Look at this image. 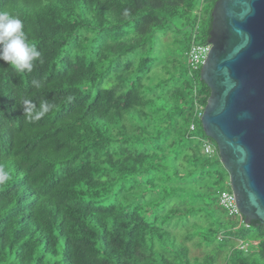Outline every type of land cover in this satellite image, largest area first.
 I'll return each instance as SVG.
<instances>
[{"label":"trees","instance_id":"16d2710c","mask_svg":"<svg viewBox=\"0 0 264 264\" xmlns=\"http://www.w3.org/2000/svg\"><path fill=\"white\" fill-rule=\"evenodd\" d=\"M218 1L0 0L41 52L31 72L0 60V264H264V224L220 205L196 124L211 89L187 50ZM25 98L50 110L29 121Z\"/></svg>","mask_w":264,"mask_h":264},{"label":"water","instance_id":"95a60500","mask_svg":"<svg viewBox=\"0 0 264 264\" xmlns=\"http://www.w3.org/2000/svg\"><path fill=\"white\" fill-rule=\"evenodd\" d=\"M208 42L202 125L247 224H264V0H219Z\"/></svg>","mask_w":264,"mask_h":264},{"label":"clouds","instance_id":"9594fccd","mask_svg":"<svg viewBox=\"0 0 264 264\" xmlns=\"http://www.w3.org/2000/svg\"><path fill=\"white\" fill-rule=\"evenodd\" d=\"M40 56L41 52L26 35L22 19L7 11H0V60L12 66L17 72H31L34 62ZM33 85L40 86L35 80ZM23 105L25 106L24 115L29 121L41 119L50 110L47 101H41L37 107L32 100L25 98ZM7 178L8 174L0 170V181Z\"/></svg>","mask_w":264,"mask_h":264},{"label":"rangeland","instance_id":"374dc122","mask_svg":"<svg viewBox=\"0 0 264 264\" xmlns=\"http://www.w3.org/2000/svg\"><path fill=\"white\" fill-rule=\"evenodd\" d=\"M176 26L177 27H179L180 29H182L180 32H176V33H174V34H172L170 37H171V39H176L177 38V41H176V43H175V45H177V46H179L180 47V49L179 50H184L185 49V47L187 46V38L189 37V34H190V28H188V27H186V28H183V27H181V25H180V23L178 22V21H176ZM170 38H166L165 40H169ZM190 50V46L188 47V50H187V52ZM201 70V69H200ZM197 73V71H195V74ZM188 76H186V78H187ZM203 110H204V108H203ZM203 110H202V112H203ZM187 116V115H186ZM200 121H201V117H199L197 120H196V124H199L200 123ZM194 136L195 137H197V138H200V137H203V132L199 129L198 131H196L195 133H194ZM216 158H215V166H214V168H213V171H214V173L215 172H220V171H222V166H223V164H222V166H219V162H218V160H220L219 159V157H218V155L217 156H215ZM220 163H221V161H220ZM224 169H225V167H223ZM225 171L227 172V174H228V177H226V179L220 184V190H223V189H227V190H231V187H230V175H229V173H228V171L225 169ZM187 179H190V178H187ZM215 187L216 186H214V180L212 179V180H210L208 183H206L205 185H204V188H203V190L201 191L202 193H209V190H215ZM217 197H219L218 195H217ZM214 198H215V196L214 195H212V194H208V195H206V196H204V202H201L204 206L205 205H208L209 207L210 206H213L214 204H215V201H214ZM190 205H192V206H197V203H196V201H194L193 200V198L191 197V201H190ZM166 206V208H165V210H163V206ZM162 204V203H160L159 205H158V207H157V210H159L160 212H162L163 214L161 215V218H160V222H162V218H163V216L165 215V213H166V211H167V209H168V205H166V204ZM173 205H176V203H174ZM182 207H184V206H182ZM215 210H217V208H214ZM205 214H206V217H205V223L208 225V224H210V223H216L217 222V220H216V217L215 216H213L212 215V213L210 212V211H207L206 209H205ZM178 218H179V216H177ZM177 218V219H178ZM176 219V220H177ZM233 219V218H232ZM176 220H174V221H176ZM233 220H235V219H233ZM191 222H197L196 220H194V219H192L191 220ZM184 229V221H183V223L182 222H175V224H174V228H173V230L172 231H174V232H177L178 230H183ZM198 252V251H197Z\"/></svg>","mask_w":264,"mask_h":264},{"label":"built area","instance_id":"2783aa9c","mask_svg":"<svg viewBox=\"0 0 264 264\" xmlns=\"http://www.w3.org/2000/svg\"><path fill=\"white\" fill-rule=\"evenodd\" d=\"M211 51V44H197L193 43L190 50L187 52L190 70L192 73L202 69L205 65L208 55ZM203 112L201 109L200 116L202 117ZM195 124L190 127L191 131H194ZM204 153L209 157H215L218 155V148L212 142L207 139H202ZM220 205L224 208L227 214L232 217H243L236 203V197L231 190L223 189L219 195ZM241 249H246L248 244L246 242H240Z\"/></svg>","mask_w":264,"mask_h":264}]
</instances>
